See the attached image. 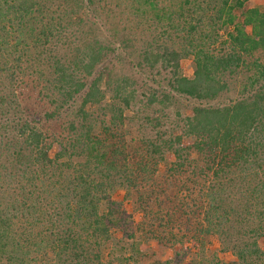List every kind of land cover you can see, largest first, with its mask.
<instances>
[{
	"label": "trees",
	"instance_id": "obj_1",
	"mask_svg": "<svg viewBox=\"0 0 264 264\" xmlns=\"http://www.w3.org/2000/svg\"><path fill=\"white\" fill-rule=\"evenodd\" d=\"M162 1L0 0V264H264V10Z\"/></svg>",
	"mask_w": 264,
	"mask_h": 264
},
{
	"label": "rangeland",
	"instance_id": "obj_2",
	"mask_svg": "<svg viewBox=\"0 0 264 264\" xmlns=\"http://www.w3.org/2000/svg\"><path fill=\"white\" fill-rule=\"evenodd\" d=\"M179 1H181V0H173L172 2L171 1L170 2L169 1H167V2H163L162 1V4H164L167 7H172V6H174V3L177 4ZM251 3H252L253 6L258 7L261 11L264 10V0H252ZM100 38H101V40L104 41V43L108 42V38H107L106 35L104 36V34H102L100 36ZM116 67H118V66H116ZM191 71H192V63L191 62H188L184 66L183 72L186 73L189 76L191 74ZM122 74H125V73L122 72V71H119V69L115 68V70L112 72V78L115 79V77H118V76L120 77ZM158 78L161 79L162 76H157L156 79H158ZM135 108H137L139 110H144L145 109L142 104L136 106ZM181 112L182 113H185L186 112V109L181 110ZM212 249L215 250L217 248L216 247L215 248L213 247ZM222 259L225 260L226 259V256H223Z\"/></svg>",
	"mask_w": 264,
	"mask_h": 264
}]
</instances>
